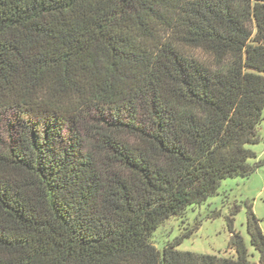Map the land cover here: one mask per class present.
<instances>
[{
	"label": "trees",
	"instance_id": "16d2710c",
	"mask_svg": "<svg viewBox=\"0 0 264 264\" xmlns=\"http://www.w3.org/2000/svg\"><path fill=\"white\" fill-rule=\"evenodd\" d=\"M263 117L264 0H0V264H264L251 206L256 262L232 221V258L152 242Z\"/></svg>",
	"mask_w": 264,
	"mask_h": 264
},
{
	"label": "rangeland",
	"instance_id": "374dc122",
	"mask_svg": "<svg viewBox=\"0 0 264 264\" xmlns=\"http://www.w3.org/2000/svg\"><path fill=\"white\" fill-rule=\"evenodd\" d=\"M258 135L260 142L248 146L256 154L257 158L250 161L251 164H258L256 170L245 178L222 180L217 193L202 205L189 209L185 217L165 221L152 237L157 250L161 251L166 244L179 241L175 248L180 252L232 258L235 255L230 247L232 228L243 238L252 255L250 260L257 261V254L247 234V207L251 206L264 235V117ZM11 136L13 132L0 122V141L7 144ZM237 207L240 209L234 213Z\"/></svg>",
	"mask_w": 264,
	"mask_h": 264
}]
</instances>
